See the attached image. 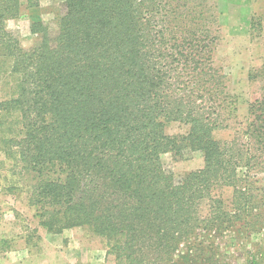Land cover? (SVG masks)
I'll list each match as a JSON object with an SVG mask.
<instances>
[{
	"label": "trees",
	"instance_id": "1",
	"mask_svg": "<svg viewBox=\"0 0 264 264\" xmlns=\"http://www.w3.org/2000/svg\"><path fill=\"white\" fill-rule=\"evenodd\" d=\"M20 8L0 0L6 190L25 192L49 233L89 228L115 264H264V62L240 113L213 61L214 3L64 0L54 34L31 22L30 47L6 28ZM171 121L188 128L169 134ZM186 151L203 165L176 179L161 155Z\"/></svg>",
	"mask_w": 264,
	"mask_h": 264
},
{
	"label": "rangeland",
	"instance_id": "2",
	"mask_svg": "<svg viewBox=\"0 0 264 264\" xmlns=\"http://www.w3.org/2000/svg\"><path fill=\"white\" fill-rule=\"evenodd\" d=\"M64 0H38L34 9L21 0L19 14L6 21V28L13 31L23 47L37 43L38 36L30 32V24L37 17L56 31L57 17ZM214 3L218 20L219 39L213 53V61L226 75L230 91L238 94L243 102L261 96L263 83L249 78V74L264 62V0H209ZM259 16L261 26L251 28L252 18ZM9 61L1 57L0 78L2 95L7 98L13 89ZM188 126L171 121L166 125L169 134L184 133ZM217 138H229L230 130H218ZM165 167L176 179L203 165L199 151H186L182 158L174 159L170 153L161 155ZM4 162V164H3ZM11 162L0 152V264H115L106 252L105 240L87 227H73L62 233H49L39 224L36 207L30 206L27 194L7 191V175ZM264 185V181L261 182Z\"/></svg>",
	"mask_w": 264,
	"mask_h": 264
}]
</instances>
